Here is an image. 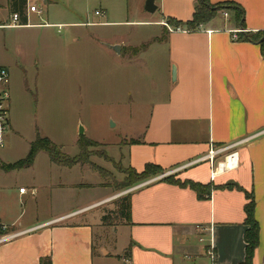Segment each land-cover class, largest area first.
<instances>
[{
	"label": "crops",
	"instance_id": "0c3cea01",
	"mask_svg": "<svg viewBox=\"0 0 264 264\" xmlns=\"http://www.w3.org/2000/svg\"><path fill=\"white\" fill-rule=\"evenodd\" d=\"M196 1L155 0L160 12L155 23L165 31L163 19L167 17L191 19ZM9 2L0 0L1 12L7 11L0 14V23L9 22L13 12ZM208 2L213 6L234 3L244 10L243 19H236L234 9H225L228 17L218 12L222 19L217 14L195 30L174 29L167 24L169 69L174 66L175 78L171 80L170 70L167 95L153 105L138 136L120 148L128 167L141 172L151 163L161 166L165 173L122 192L130 194V221L104 225L107 203L120 195L115 196V191L100 182L94 186L74 182L52 185L49 180L43 189L33 185L35 203L30 206L24 202L30 189L16 193L13 184L0 185V225H8L9 232L14 233L12 239L0 243V264H42L47 258L51 264H111L125 252L130 264H241L247 247V193L254 197L259 225L253 264H264V36L257 39L264 33V0ZM86 3L27 0L24 14L19 13L22 24L0 27V66L9 70L12 93L14 81L26 80L29 71L40 75L50 69L48 59L57 53L53 41L58 34H65L66 40L72 37L71 42L77 44L74 60L79 71L96 66L89 64L91 56L82 50L85 41L96 49L98 46L110 60L108 65L121 69L124 79L130 57L126 65L124 60L115 61L120 60V54L106 44L100 46L88 30L115 22L109 21L103 6L96 10L103 15L94 14L97 19L86 14V20L80 21ZM29 5H37L42 13L29 11ZM124 33L108 43L124 45ZM63 42L59 52L70 55L72 47ZM238 141H244L238 147L239 167L213 175L210 162L201 160L210 146ZM10 163L14 162L5 164ZM78 166V171L88 173L82 165L72 168ZM175 173L182 181L237 186L213 189L209 196L200 197L188 186L161 180ZM105 190L110 193H103ZM68 192L75 197L62 207L58 195ZM39 194L43 197L41 207ZM73 206L79 208L66 212ZM31 208L39 209L38 213L41 209V216L37 213L39 216L25 218Z\"/></svg>",
	"mask_w": 264,
	"mask_h": 264
},
{
	"label": "rangeland",
	"instance_id": "374dc122",
	"mask_svg": "<svg viewBox=\"0 0 264 264\" xmlns=\"http://www.w3.org/2000/svg\"><path fill=\"white\" fill-rule=\"evenodd\" d=\"M85 1L87 3L82 8L81 14L83 12L84 15L79 18L80 21L86 20V14L90 19H97L94 16L95 11L103 6L107 8L109 21L115 22L111 25L88 28L89 34L100 46L106 44L105 46L110 47L112 44L108 42L117 39V36L125 31L120 60L118 58L115 60H124L126 65L129 62L128 58L131 59L129 67L124 68V79L121 77V69H114L108 65L110 60L98 51V46L96 49L85 41L81 43L82 50L88 58L91 56L89 64L96 66L79 71L75 65L78 61L74 60V47L77 44L71 42L72 37L66 40L65 34H58L57 40L53 41L58 49L57 53L55 56L51 53L48 59L50 69L41 71L40 75L38 72L29 71L26 80L14 81L13 93L10 89L9 118L14 131L11 127L6 136L5 148L0 149V164L24 158L31 142L40 133L41 136L48 137L59 145L62 151L70 156L81 153L86 161V164L82 165L83 169L88 173L85 170L78 171L79 166L69 172L70 168L54 164L47 153L41 152L30 168L10 173L0 168V185L13 184L16 193L19 192L20 186L30 189V194L24 197V202H28L30 206L31 203H35V199L32 198L34 197L32 190L35 188L33 185L43 189V186L49 185V180L53 181L50 182L52 185L72 182L78 185L79 183L96 185V182H100L110 187L111 191H115V196L120 195L110 200L107 203L109 208L104 209L105 213H113L111 214L113 217H118L113 221V224L117 225L122 220L115 212L121 197L126 195L122 194L126 190L120 189L119 183L125 177L123 170L128 168L120 148L138 136L148 121V114L153 105L167 95L166 83L170 70L173 80L174 69L173 65L169 69L168 60V25H171L167 19H163L166 30H161L155 23L160 12L145 11L144 0ZM196 3L199 4V0L194 6ZM6 12L0 10V14ZM218 17L219 20L222 19L220 14ZM79 39L82 40L80 37ZM63 40L67 46L72 47L70 55L64 56L59 52L64 46ZM146 43L148 45L142 48ZM1 46L0 41V57ZM81 128L84 131L82 136ZM13 133L17 138H14ZM81 139L89 140L82 151L78 143ZM174 175L179 178L178 173ZM78 190H81L80 186ZM102 192L110 193L106 190ZM68 193L58 195L57 200L62 207L75 197L71 192ZM38 200L41 207L42 194L38 195ZM78 208L79 206H73L66 209V212ZM38 211L39 209L31 208L25 218L39 216L38 214L41 216V209L40 213ZM15 212L17 210L14 208ZM111 264H130L127 252L116 256Z\"/></svg>",
	"mask_w": 264,
	"mask_h": 264
},
{
	"label": "trees",
	"instance_id": "16d2710c",
	"mask_svg": "<svg viewBox=\"0 0 264 264\" xmlns=\"http://www.w3.org/2000/svg\"><path fill=\"white\" fill-rule=\"evenodd\" d=\"M9 6L13 12H18L21 15L24 14L27 6V0H10ZM235 10V17L238 21H242L244 16V10L241 7H238L234 3H223L217 5H211L208 0H199V4L196 8L191 19L187 21L178 20L174 17H167L168 23L174 29H187V30H195L201 24H206L210 22L217 14L220 12L219 10ZM25 20V17H23ZM264 36V33H261L257 36V39H260ZM148 43L144 44L142 48L146 47ZM262 49L264 52V40L262 41ZM89 142V140L81 139L78 141L80 151L83 150L85 145ZM45 152L48 154L51 162L56 165L72 168L75 165H84L86 161L83 159L81 153L77 156H70L62 151L61 147L50 140L48 137L41 136L40 133L37 134L36 139L31 142L29 151L25 158L20 159L14 163L0 164V168L4 171H12V170H21L25 168H29L33 166L36 157L39 153ZM125 174L124 179L119 183V187L122 190H127L134 186H137L145 181H148L157 176L163 175L165 170L156 164H147L143 171L138 172L133 167H128L123 170ZM161 180L167 181L171 184L188 186L193 190L197 191L200 197L209 196L213 189L217 188H233L237 186L236 184L228 183L223 186H217L212 183L209 184H201L196 183L189 180L182 181L177 178L174 174L163 177ZM248 203L245 205L246 212V220L245 223L248 225V229L245 232V241L247 243L246 247V256L244 261L241 264H253L254 251L258 246V237H259V225L255 219L254 211H255V201L252 194L247 193ZM130 194H126L121 197L119 206L117 211L115 212L121 220H125L127 222L130 221ZM111 214L113 213H105L102 218L104 224L113 225V221H115L118 217H113ZM4 232L1 229L0 225V235H3ZM42 264H51V260L49 258L42 259Z\"/></svg>",
	"mask_w": 264,
	"mask_h": 264
},
{
	"label": "built area",
	"instance_id": "2783aa9c",
	"mask_svg": "<svg viewBox=\"0 0 264 264\" xmlns=\"http://www.w3.org/2000/svg\"><path fill=\"white\" fill-rule=\"evenodd\" d=\"M29 11L42 13V10L37 5H29ZM97 15H103V12L96 11ZM224 17H228L227 11L221 12ZM22 24L21 15L18 12H12L9 14V22L0 23V27H13ZM61 29V26L58 27ZM244 30H239L243 32ZM237 33H234V38H237ZM10 73L9 70L0 66V149L5 147L6 136L11 130V122L9 118V99H10ZM244 141H238L222 146H210V149L202 161H209L212 169V174H223L229 171L235 170L240 165V154L238 147L243 144ZM27 188L21 187L20 193H25ZM1 229L4 232L0 235V243L3 241L10 240L14 237V233L9 232V226L1 224Z\"/></svg>",
	"mask_w": 264,
	"mask_h": 264
},
{
	"label": "water",
	"instance_id": "95a60500",
	"mask_svg": "<svg viewBox=\"0 0 264 264\" xmlns=\"http://www.w3.org/2000/svg\"><path fill=\"white\" fill-rule=\"evenodd\" d=\"M145 11H147L148 13H155V11L157 10V4L155 2V0H146L145 1ZM114 51H116L118 54H120L121 52V44H112L110 46ZM173 78H175V69H173ZM80 135H84V131L81 128L80 130Z\"/></svg>",
	"mask_w": 264,
	"mask_h": 264
}]
</instances>
